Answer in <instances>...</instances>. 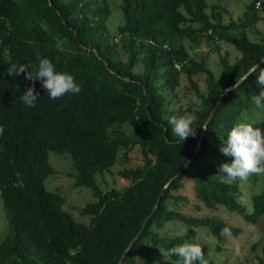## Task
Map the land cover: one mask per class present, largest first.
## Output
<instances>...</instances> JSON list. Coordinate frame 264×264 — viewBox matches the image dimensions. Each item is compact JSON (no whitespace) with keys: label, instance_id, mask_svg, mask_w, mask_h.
Returning a JSON list of instances; mask_svg holds the SVG:
<instances>
[{"label":"trees","instance_id":"16d2710c","mask_svg":"<svg viewBox=\"0 0 264 264\" xmlns=\"http://www.w3.org/2000/svg\"><path fill=\"white\" fill-rule=\"evenodd\" d=\"M118 8L122 23L111 34L107 0H0V200L8 228L0 242V264H116L163 185L191 155L218 94L264 56V35L255 27L264 14V0H249L240 19L225 23L219 6L206 0H121ZM248 32L255 38L247 37ZM203 41L218 56L221 71L216 77L207 66L209 51L195 52ZM222 41L240 53L232 62L220 53ZM37 56L72 74L80 93L51 100L35 81L38 99L34 107L25 105L21 96L33 82L24 74L8 76L7 68L17 62L35 65ZM135 66L140 70H133ZM180 74L197 98L182 111L195 116L196 136L181 143L166 119L172 115L166 109V92L175 91ZM198 75L203 77L202 90L194 79ZM256 80V75H247L220 99L198 153L163 189L120 264H171L178 259L168 257L167 250L191 241L188 235H161L165 221L206 229L216 248L221 227L239 232L218 217L168 209L167 203L187 201L179 192L185 182L205 208L222 206L248 223L260 221L264 237V180L246 211L237 200L239 180L227 182L218 168L228 163L219 150L227 131L242 120L243 111L251 114L256 108L252 95L264 87ZM124 122L132 123L135 138L124 135ZM251 124L264 130V117ZM134 145L142 150L143 162L117 171L128 184L102 190L95 176L110 170L119 148ZM49 151L67 153L74 184L91 191L94 200L79 210L88 216L86 224L63 209L59 192L45 189L43 180L53 173ZM194 209L199 206L194 204ZM261 253L257 264L263 262L264 247Z\"/></svg>","mask_w":264,"mask_h":264},{"label":"rangeland","instance_id":"374dc122","mask_svg":"<svg viewBox=\"0 0 264 264\" xmlns=\"http://www.w3.org/2000/svg\"><path fill=\"white\" fill-rule=\"evenodd\" d=\"M121 0H107V4L110 8V14L107 17L106 25L109 33L113 34L116 31V27L122 23L121 12L118 5ZM249 0H206L208 4H216L221 10L222 22H227L229 19H240L245 5ZM207 13L209 9L205 10ZM262 19L259 20L255 27L264 35V14L262 13ZM247 37L254 39L255 35L248 32ZM185 47L188 48L187 40H184ZM220 53H226L229 62H232L239 56V51L236 50L231 44L226 42H219ZM189 50V49H188ZM209 51L207 58V66L214 74L218 76L221 71V66L218 62V56L209 43L201 42L196 48L195 52ZM133 70H140V66H135ZM199 89H203V77L198 75L194 77ZM195 98V99H194ZM166 100L168 105L166 106L167 112L172 109H177V112L172 111L174 114H184L190 112H182L188 104L196 103L197 98L193 96V90L185 79L184 74L179 75V85L174 92H166ZM264 109L254 108L249 114V110L243 111L240 114V119L251 122H257L264 117V113L259 112ZM256 114V115H255ZM257 116V119L254 118ZM125 136L130 139L136 137L131 122H124L120 125ZM48 163L53 169V173L44 178L43 184L45 189L49 191H57L64 197L63 209L66 210L71 217L79 222L86 224L88 222V216H82L79 213L80 208L85 203L94 200L91 191L84 186H76L74 184L75 171L71 166V161L67 153L58 155L53 151L48 152ZM143 152L138 145L132 146L130 149L127 147H121L116 154V161L111 166L108 172L103 173L101 176H95L98 186L103 190L113 187L115 189H121L127 185L128 182L117 175V171L122 167H134L140 165L143 162ZM231 157H228V163H231ZM264 180V174L250 175L246 180H239V196L237 200L245 206L246 211H250V197L260 191ZM187 201L171 205L166 204L168 209H175L180 212L184 211L188 215L192 216H213L220 218L226 226H235L239 229L237 234L224 231L220 228L221 242H219L218 248H216L215 240L209 232L202 227H187L184 223L170 220L165 221L163 227L159 230L161 235L173 236V235H188V239L191 242L199 243L204 251L206 257H208L214 264H257L258 257L262 255L261 248L264 247V237L261 235V223L260 221L255 224L248 223L242 219V217L236 212H231L222 206L214 208H205L202 206L193 196V191L190 183L185 182L184 187L179 190ZM194 204L199 206V210L194 209ZM7 223L4 218L2 204L0 200V242L4 239L7 233ZM155 253L161 258L165 259L166 255L161 249H156ZM204 255V256H205ZM139 264H145L139 261ZM262 264H264V259Z\"/></svg>","mask_w":264,"mask_h":264},{"label":"clouds","instance_id":"9594fccd","mask_svg":"<svg viewBox=\"0 0 264 264\" xmlns=\"http://www.w3.org/2000/svg\"><path fill=\"white\" fill-rule=\"evenodd\" d=\"M38 63L22 64L20 62L10 63L7 68V74L15 77L24 74L25 79L33 82L23 95L22 102L28 107H34L39 94L35 90V81H39L41 87L46 91L51 100H57L69 93L79 94L80 86L75 82L72 74L64 71H58L55 65L48 58L37 56ZM256 75V83L264 86V67L256 65L249 75ZM195 99V98H194ZM252 101L257 108L264 109V87L258 95H252ZM177 112V109H172ZM168 125L171 127V133L178 141L187 140L190 136H196V127H194L195 116L192 113L174 114L166 117ZM207 130L206 126H200ZM3 128L0 127V133ZM220 152L231 157V163H221L219 173L224 174L227 182L236 180H246L250 175L264 174V130L254 127L245 120H238L227 131L226 139L222 141ZM227 231V230H226ZM168 257H177L171 264H207L204 258V251L199 243L189 242L187 240L174 245L167 250Z\"/></svg>","mask_w":264,"mask_h":264},{"label":"water","instance_id":"95a60500","mask_svg":"<svg viewBox=\"0 0 264 264\" xmlns=\"http://www.w3.org/2000/svg\"><path fill=\"white\" fill-rule=\"evenodd\" d=\"M262 62H264V56L257 62V63H255V64H253L245 73H243L233 84H231V85H229V86H227V87H225V88H223V90H222V92L221 93H219L218 94V96H217V98L215 99V101H214V103H213V105H212V107H211V109L209 110V112H208V114H207V116H206V119L204 120V122H203V124H202V126H206L207 125V123H208V121H209V119L212 117V115H213V112L215 111V109H216V107H217V105H218V103H219V101H220V99L228 92V91H230V90H232L234 87H236L248 74H249V72H252L253 71V69L255 68V66L256 65H260ZM203 133H204V129H200V131H199V134H198V137H197V140H196V144H195V147L193 148V150H192V153H191V155L189 156V158L185 161V163L183 164V166L173 175V176H171L168 180H167V182L163 185V187H162V190L159 192V195L157 196V198H156V200H155V202H154V204H153V206H152V208H151V210H150V212L143 218V220H142V222H141V224H140V226L138 227V229H137V231H136V233H135V235L130 239V241H129V243L127 244V246H126V248L123 250V252L121 253V255H120V257H119V259H118V261H117V263L116 264H120L121 263V261H122V259H123V257H124V255H125V253L127 252V250L131 247V245L134 243V241L138 238V236L141 234V232H142V230H143V228H144V226H145V223H146V221L148 220V218L150 217V215L153 213V211H154V209L156 208V206H157V203H158V201H159V198H160V195L162 194V192H163V189H165L166 188V186L168 185V183L172 180V179H174V178H176L183 170H184V168L186 167V166H188L189 165V163L191 162V160L193 159V157L198 153V150H199V146H200V144H201V140H202V136H203Z\"/></svg>","mask_w":264,"mask_h":264},{"label":"built area","instance_id":"2783aa9c","mask_svg":"<svg viewBox=\"0 0 264 264\" xmlns=\"http://www.w3.org/2000/svg\"><path fill=\"white\" fill-rule=\"evenodd\" d=\"M257 6H258V2L256 3L255 7H257ZM114 40H116V39H114ZM173 66L175 69H177V70L179 69V65L177 63H174Z\"/></svg>","mask_w":264,"mask_h":264}]
</instances>
